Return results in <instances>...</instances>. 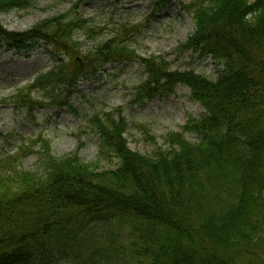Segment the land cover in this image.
Returning <instances> with one entry per match:
<instances>
[{
  "label": "trees",
  "instance_id": "obj_1",
  "mask_svg": "<svg viewBox=\"0 0 264 264\" xmlns=\"http://www.w3.org/2000/svg\"><path fill=\"white\" fill-rule=\"evenodd\" d=\"M36 1L0 0V16ZM152 1L160 13L175 0ZM181 7L194 30L177 51L210 58L221 68L216 80L171 71L163 57H140L130 44L140 26H92L77 6L21 33L0 23V50L42 45L52 60L49 71L0 97V106L77 115L70 98L81 81L106 65L137 63L146 80L132 105L183 86L202 109L151 157L128 149V126L115 109L90 120L99 136L94 163L76 154L55 160L43 139L30 145L42 149L41 173L18 170L28 147L0 159V264H264V0H191ZM104 33L107 40L81 52L78 37L95 41ZM100 160L118 165L102 171Z\"/></svg>",
  "mask_w": 264,
  "mask_h": 264
},
{
  "label": "rangeland",
  "instance_id": "obj_2",
  "mask_svg": "<svg viewBox=\"0 0 264 264\" xmlns=\"http://www.w3.org/2000/svg\"><path fill=\"white\" fill-rule=\"evenodd\" d=\"M190 1L175 0L162 14L151 17L152 0H37L29 10L0 16V23L7 31L21 33L42 20L65 14L77 6L76 14L92 26L107 29L119 25L140 26V32L130 41L140 57H163L170 63L172 71H193L216 80L221 68L209 58L199 60L196 55L177 51L194 30L192 17L180 7ZM107 35L104 33L95 41L78 37L81 52H87L94 43L107 40ZM48 53L43 46L24 51L0 50V97L12 96L29 77L50 70L52 61ZM144 81L145 76L137 64L106 66L94 80L80 82L72 94L70 104L77 115L68 110L57 113L46 107L30 116L26 111L0 106V158L6 154L14 155L20 147H28L31 153L21 160L18 169L41 173L42 149L39 145L34 148L29 145L41 138L49 145L51 157L55 160L77 152L83 163H94L99 156V139L90 119L118 108L128 126L126 140L131 151L151 157L155 151L167 149L165 136L180 132L189 117L200 118L202 110L190 101V92L183 86L177 87L173 95L145 106L132 105L134 90ZM146 135L153 140L147 139ZM186 139L197 142L194 136L188 135ZM99 167L102 171L114 170L117 161L100 160ZM57 264L67 263L60 260Z\"/></svg>",
  "mask_w": 264,
  "mask_h": 264
}]
</instances>
